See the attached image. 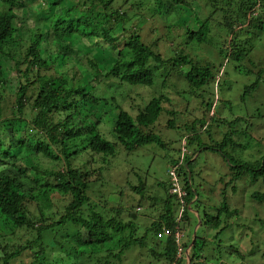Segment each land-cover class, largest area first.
<instances>
[{
  "label": "clouds",
  "instance_id": "obj_1",
  "mask_svg": "<svg viewBox=\"0 0 264 264\" xmlns=\"http://www.w3.org/2000/svg\"><path fill=\"white\" fill-rule=\"evenodd\" d=\"M0 264H264V0H0Z\"/></svg>",
  "mask_w": 264,
  "mask_h": 264
}]
</instances>
